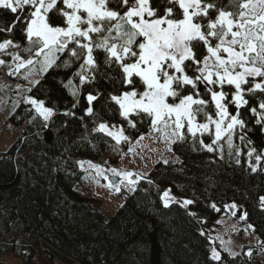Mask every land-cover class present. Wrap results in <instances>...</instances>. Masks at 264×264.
Masks as SVG:
<instances>
[{
    "label": "snow or ice",
    "instance_id": "1",
    "mask_svg": "<svg viewBox=\"0 0 264 264\" xmlns=\"http://www.w3.org/2000/svg\"><path fill=\"white\" fill-rule=\"evenodd\" d=\"M21 52L30 53L29 58ZM0 67H7L9 76L30 69L24 73L26 80L69 69L61 83L73 103L62 114L76 117L74 109L86 93L83 111L92 118L91 131L117 145L130 142L129 129L146 125L169 145L188 144L194 152L218 153L220 159L226 145L235 165L241 166L246 156L251 173L264 172V146L258 149L248 135L253 123L264 133V0H0ZM29 83L31 92L40 80ZM22 100L44 127L57 114L45 99L23 95ZM97 102L120 122L97 120ZM79 163L84 169L85 162ZM88 169L117 192L119 184L135 192L141 180L154 183L142 174L91 162ZM171 193L169 188L160 197L164 208L178 204L196 217L190 206L198 198L178 199ZM258 205L264 211V194L258 196ZM209 206L221 211L215 202ZM224 209L248 219V212L234 201ZM247 229L255 232L252 224ZM228 255L234 261L239 253L228 250ZM244 255L250 258L251 249ZM209 260L228 264L214 246Z\"/></svg>",
    "mask_w": 264,
    "mask_h": 264
},
{
    "label": "trees",
    "instance_id": "2",
    "mask_svg": "<svg viewBox=\"0 0 264 264\" xmlns=\"http://www.w3.org/2000/svg\"><path fill=\"white\" fill-rule=\"evenodd\" d=\"M69 74L66 68L49 70L31 92L26 90V95L45 99L57 109L47 127L41 118L32 119L30 106L23 102L8 118L16 126L27 124L0 152V264H6L5 255L21 264H31L38 255L61 264H214L209 260L213 224L225 211L224 205L233 201L248 212L245 222L254 226L255 232L249 231L258 238L259 247L250 248V258L239 254L234 261L226 251L221 254L228 264H264L260 256L264 254V211L258 205V196L264 194V172L251 173L246 156L241 157V166L235 165L227 148L220 159L218 153L171 144L179 161L156 162L145 176L154 183L141 180L109 219L92 205L95 199L80 195L75 187L85 170L79 162H96L113 140L91 131L92 118L83 111L86 93L74 109L76 117L62 114L73 103L61 83ZM18 82L27 84L0 67V96L12 95ZM95 111L97 120L120 122L100 102ZM250 127L253 131L248 135L259 149L264 146V133L254 123ZM149 131L146 125L139 126V131L129 129L130 142L120 144L122 152ZM234 143L247 152L238 138ZM164 187L171 188L178 199L198 198L190 206L196 217L178 204L164 208L160 199ZM212 202L220 212L211 209Z\"/></svg>",
    "mask_w": 264,
    "mask_h": 264
},
{
    "label": "rangeland",
    "instance_id": "3",
    "mask_svg": "<svg viewBox=\"0 0 264 264\" xmlns=\"http://www.w3.org/2000/svg\"><path fill=\"white\" fill-rule=\"evenodd\" d=\"M22 56V54H20ZM30 53L25 52L24 59H28ZM10 62V58L6 59ZM7 73L8 68L3 67ZM30 69H22L21 74L15 77L22 78L27 84L24 85L18 82L19 91L15 87V92L12 95L5 94L0 96V152L4 151L8 146L20 136L23 125H13L8 118L15 109L17 103L23 102L22 97L26 95V90L31 86L29 80H36L42 75H32L29 80L24 79V73ZM35 71L39 72V66ZM21 83V84H20ZM143 136V139L140 137ZM223 143V142H222ZM225 148L227 146L225 145ZM131 149V151L129 150ZM125 152H122L120 144L117 145L115 141L110 145V148L101 154L99 159L92 164L101 166L105 169L115 168L121 172L129 171L137 175L147 176L153 165L165 160L178 162L177 156L172 153L170 145L163 139H157L151 130L145 134H141ZM85 174L81 181L76 185L75 190L84 197L95 199L92 205L100 210L106 219H109L124 202L128 195L132 192L126 184H119L120 191L117 192L115 187H109L108 182L103 177L96 176L95 171L88 169V162L84 163ZM107 175L111 177V173ZM135 179V177H133ZM117 178L116 180H118ZM167 190V187H164ZM240 212L236 216L230 215L226 210L220 214L216 222L213 224V229L210 235V252L214 246L218 251L228 250L234 253L243 254L250 248L259 247L258 238L250 233L247 229L245 221L239 219ZM246 246H248L246 248ZM262 250V249H261ZM264 252V249H263ZM253 255V253H252ZM246 256V255H244ZM264 259V254H260ZM247 257V256H246ZM249 258V257H248ZM6 264H21L18 259H13L5 255L3 258ZM31 264H61L58 260L53 262L38 255Z\"/></svg>",
    "mask_w": 264,
    "mask_h": 264
},
{
    "label": "water",
    "instance_id": "4",
    "mask_svg": "<svg viewBox=\"0 0 264 264\" xmlns=\"http://www.w3.org/2000/svg\"><path fill=\"white\" fill-rule=\"evenodd\" d=\"M113 180H116V178L115 177H111Z\"/></svg>",
    "mask_w": 264,
    "mask_h": 264
}]
</instances>
